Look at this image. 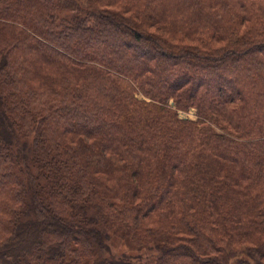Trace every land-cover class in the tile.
I'll list each match as a JSON object with an SVG mask.
<instances>
[{"label": "trees", "instance_id": "16d2710c", "mask_svg": "<svg viewBox=\"0 0 264 264\" xmlns=\"http://www.w3.org/2000/svg\"><path fill=\"white\" fill-rule=\"evenodd\" d=\"M0 264H264V0H0Z\"/></svg>", "mask_w": 264, "mask_h": 264}, {"label": "rangeland", "instance_id": "374dc122", "mask_svg": "<svg viewBox=\"0 0 264 264\" xmlns=\"http://www.w3.org/2000/svg\"><path fill=\"white\" fill-rule=\"evenodd\" d=\"M180 116L183 118V117H186V118H190V119H195V116H194V110H190L188 113H182L180 114ZM125 248L124 245H122V248Z\"/></svg>", "mask_w": 264, "mask_h": 264}]
</instances>
